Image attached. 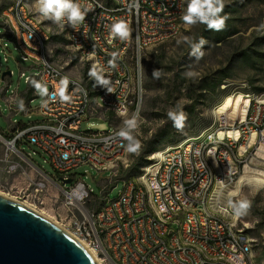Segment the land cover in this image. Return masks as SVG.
<instances>
[{
	"label": "built area",
	"instance_id": "built-area-1",
	"mask_svg": "<svg viewBox=\"0 0 264 264\" xmlns=\"http://www.w3.org/2000/svg\"><path fill=\"white\" fill-rule=\"evenodd\" d=\"M78 2L82 9H88L86 20L75 29L65 22L66 33L57 34H62L68 48L81 56H89V69L95 65L102 72L110 82V91L102 87L90 90L89 74L84 81L68 74L56 62H45V55L52 53L44 48V36L55 34L43 32V25L53 22L40 17L36 0H0V6L6 5L1 19L7 34L23 59L31 60L35 69L31 76L26 75V70L20 74L28 85L27 94L33 91V97H27L21 111L19 96H12L9 100L11 112L13 115L29 113L30 104L39 97L32 87L33 80L46 85L48 90L37 108L44 117L42 121L11 123L10 135L0 132V148L3 149L0 160L6 173H18L24 164L39 177L29 181L21 197L37 207L45 205L47 187L52 181L22 150L27 144L49 158L61 179L55 180V185L61 193V205L68 212V231L87 242V248L95 255L102 256L103 264H203V257L209 255L210 248H219V256H213L212 264H243L241 242H235L221 231V224L228 220L221 199L231 186V177L215 182L221 185V192L215 197L216 211L210 220L195 226L197 235L178 233L177 224L182 216H176V209L185 204L182 194L192 197V189H199L200 197L206 181H212L215 171L226 167H211V160L217 155L229 156L227 166H235V173L250 156L255 157L259 149L254 152L250 144L254 141L260 147L263 145L264 99H255L251 109L242 112L243 120H250L253 129L245 139L234 140L227 146L195 145L190 159L179 163V179L174 180V205H167L161 183L156 182V172L171 170V164L166 163L160 170L152 169L140 182L125 184L120 196L111 199L109 192L123 181V175L113 174V167L118 163H111L110 155L123 158L129 143L119 135L125 126L124 111H131V120L135 118L136 124L141 123L144 114L140 113V104L147 98V87L146 82L137 83V69H144L142 56L147 55L148 44L172 41V32L178 28L174 26V19L181 18L182 0H121L117 7H103L99 0ZM120 19L131 27L132 36L127 41H110V25ZM113 58L115 68L108 63ZM126 69L135 71L134 81H127ZM62 79L67 80L65 94L71 97L69 101H61L59 96ZM93 91H101V101L91 115H84L82 105ZM243 95L237 99L229 97L226 106L239 102ZM224 113L228 114L227 109ZM97 115L108 118L115 127L107 132L83 131V122ZM87 136H97L98 144H86ZM232 150H239V157H232ZM173 153L169 152V157ZM84 156H91V164H84ZM195 159H202V167H195ZM83 165L109 173L101 196H94L93 189L83 180L73 182L76 178L73 171ZM189 174H196V183H188ZM93 198H97L98 205L90 211L86 204ZM228 249H236L237 260H228Z\"/></svg>",
	"mask_w": 264,
	"mask_h": 264
},
{
	"label": "rangeland",
	"instance_id": "rangeland-1",
	"mask_svg": "<svg viewBox=\"0 0 264 264\" xmlns=\"http://www.w3.org/2000/svg\"><path fill=\"white\" fill-rule=\"evenodd\" d=\"M223 2L224 9L220 15L227 17L224 28L230 27V30L236 32L226 37L219 45L203 46L199 59L194 54L192 59H186L185 55L189 54L193 44L200 41L199 36L204 24L184 23L178 38L148 50L145 73L147 98L143 121L131 133L134 141L138 142V148L133 151L126 150L119 163L124 178L140 175L146 167L172 147L186 140L202 137L207 130L215 126L219 105L226 104L229 97L235 96L237 99L242 93L264 96V0ZM5 9L6 5L0 6V132L10 135L11 123L28 124L43 120L44 117L37 108L45 96L38 95L36 101L29 106V113L20 112L13 115L10 110L11 97L17 94L23 98L25 96L22 95L28 91L24 78H20L21 72L26 70V75L31 76L35 69L32 68L31 60L23 59L14 40L7 34L1 19ZM203 38L207 41L209 39L208 35ZM67 46L66 41H50L49 49L53 61L63 66L71 76L86 81L82 59L76 51ZM154 69L160 70L158 79L152 76ZM188 71L194 75L186 77L185 73ZM10 72L12 76L8 74ZM221 72L229 74L230 77L212 91L209 85ZM256 89L262 91L257 92ZM173 108L187 114L182 130L174 128L172 121L167 117L168 111ZM118 124L119 122L116 123ZM114 127L108 118L99 115L82 124L83 131L93 132H107ZM250 131L253 132V129ZM166 133L168 135L164 137L163 134ZM247 135H250L248 130ZM250 146L254 152L261 148L260 144L254 141ZM22 150L30 155L32 161L42 167L52 180L45 194V205L37 207L30 200L21 197V191L29 185V181L39 179L37 172L34 173L24 164L20 172L8 175L0 160V195L30 205L69 230L68 212L61 205V193L55 185V180H61L57 171L49 162V158L37 148L24 144ZM2 155L3 149L0 148V159ZM254 156H250L248 164L242 168L235 183L223 194L221 202L226 207H230V200L233 204L245 200L249 202L250 207L246 214L239 217L234 214L232 219L237 228L245 231L253 241V262L264 264V164L258 166L259 158L255 154ZM73 174L76 175L74 183L81 179L93 189L94 196H101L108 172H99L90 165H83L74 170ZM124 187L125 182L119 181L117 186L110 190L109 197L118 198ZM97 205V198H93L86 207L91 211Z\"/></svg>",
	"mask_w": 264,
	"mask_h": 264
},
{
	"label": "bare ground",
	"instance_id": "bare-ground-1",
	"mask_svg": "<svg viewBox=\"0 0 264 264\" xmlns=\"http://www.w3.org/2000/svg\"><path fill=\"white\" fill-rule=\"evenodd\" d=\"M99 1L100 5H102L103 7H117L118 1L121 0H112L109 5L105 4L102 0ZM186 2L187 0H182L181 15L186 10ZM174 26H178V28H176V30L172 32V40L178 38L182 33L183 21L181 20V18L174 19ZM43 32L48 34H55L44 36V48H46L47 53H52L49 49V42L51 41V38L53 36H58L62 38V34L57 33H66V26L61 27L54 23L43 25ZM165 43L168 42L150 43L147 45V52L150 48L160 46ZM79 56L82 59L84 66L88 67L89 56H81L80 54ZM146 56L147 55L142 56V63L144 64V69H137V83L146 82ZM45 62L55 63L52 59V55H45ZM126 78L127 81H134L135 71L133 69H126ZM90 79V90H99V86H96L95 80L91 77ZM22 96L25 97H19V99L22 98L24 102H26L27 93L23 94ZM258 98H264L263 94L257 95L254 93H244L242 99H240V101L237 103L229 104L228 106H226L225 103L219 105L215 120L216 126L211 127L208 131L205 132L202 137L198 139H189L184 141L180 145L172 147L170 150L161 154L148 167H146L140 175L128 178L123 177V181L125 182V184H133L140 182L141 180L146 178V176L150 173L152 169L160 170L162 167H165V163L171 164V170H167L165 172H156V182L161 183V190L163 192V196L166 197L167 205H174V180L179 179V163L185 162L186 160L190 159V156H192V153L195 151V145L227 146L230 145L231 142H233L234 140L245 139L247 130L250 131L251 129V121L243 120L242 112L251 109L255 99ZM100 101L101 91H93L92 93H90L89 98H85V105H82V114L91 115L92 109H96L97 102ZM145 103L146 99H142L140 104V113H144ZM226 109L228 113L227 115L224 113ZM128 120H131V111H124V121ZM141 123L135 124V127L132 128L131 133H133V131L136 130L141 125ZM86 144H98V137L87 136ZM169 152L175 153H173L172 157H169ZM255 155L259 158H256L258 160V166H262L264 164V134L263 145L259 149V152ZM232 157H239V150H232ZM121 160L122 155H110V162L118 163L117 165H115V167H113V174L115 175H123L119 166ZM228 163L229 156L217 155L211 160V167H226L216 170L215 173L212 175V181H206L200 193V197L199 189H192V197L191 194H182V201L185 204L181 205V207L176 209V216H182L177 224L178 233L197 235V228L195 226L199 223L207 222L208 220H210L211 215H214V211H216L215 197L219 192H221V185L215 184V182H224L225 180L231 177V185H233L241 174L242 168L248 164V162H244L243 164H241L235 173V166H227ZM84 164H91V156H84ZM195 167H202V159H195ZM105 180H109V173L108 178ZM188 183H196V174L188 175ZM1 196L8 198L4 195ZM16 202L22 204L28 209L35 211L40 216L49 220L57 227L61 228L63 231L71 235L67 229L62 227L58 222L46 216L44 213L33 209L30 205L26 203L20 201ZM198 205L199 208H194ZM225 210H227L228 220H225V222L221 224V231H223L224 234H227L230 238L234 239L235 242H241V257L243 264H254L252 239L245 231L237 228L235 222L232 219V215H234L233 210L230 207L226 206ZM75 239L87 248V242H82L77 238ZM89 251L95 257L96 261L99 264H103L102 256H97L91 250ZM213 256H219V248H210L209 255L203 257V264H212ZM228 260H237L236 249H228Z\"/></svg>",
	"mask_w": 264,
	"mask_h": 264
},
{
	"label": "clouds",
	"instance_id": "clouds-1",
	"mask_svg": "<svg viewBox=\"0 0 264 264\" xmlns=\"http://www.w3.org/2000/svg\"><path fill=\"white\" fill-rule=\"evenodd\" d=\"M36 7L40 17L44 20L52 21L54 24L63 27L65 22L69 27L75 29L78 25L86 20V14L88 9H82L78 0H36ZM224 2L223 0H187V8L181 15V20L187 25L204 24L208 31H221L225 26L226 16H221L223 12ZM132 36V29L123 19L117 20L110 25L109 39H119L121 41H127ZM187 39V38H186ZM208 41L203 37L197 44H193V54L197 59L202 55L201 49ZM109 66L115 68V58L109 60ZM160 70L154 69L153 78H159ZM194 74L191 71L185 73L186 77H192ZM89 76L96 82V86L102 87L107 91L109 80L105 79L102 72L97 69L95 65L89 70ZM32 87L36 93L40 96H47V86L33 80L31 82ZM67 80L62 79L60 81L59 96L61 101H69L70 96L65 94ZM19 109L24 110V100L19 99ZM167 117L172 121L173 127L178 131L182 130L187 120V114L182 110L175 108L170 109L167 113ZM135 118L133 120L125 121V126L121 129L119 135L129 140V145L126 150L133 151L138 148V142L134 141L131 136V130L135 127ZM229 206L232 208L235 216L239 217L246 214L250 204L248 201H241L233 204L230 200Z\"/></svg>",
	"mask_w": 264,
	"mask_h": 264
},
{
	"label": "water",
	"instance_id": "water-1",
	"mask_svg": "<svg viewBox=\"0 0 264 264\" xmlns=\"http://www.w3.org/2000/svg\"><path fill=\"white\" fill-rule=\"evenodd\" d=\"M0 264L99 263L84 245L61 228L0 195Z\"/></svg>",
	"mask_w": 264,
	"mask_h": 264
},
{
	"label": "trees",
	"instance_id": "trees-1",
	"mask_svg": "<svg viewBox=\"0 0 264 264\" xmlns=\"http://www.w3.org/2000/svg\"><path fill=\"white\" fill-rule=\"evenodd\" d=\"M105 4L109 5L111 3L112 0H102ZM184 24V22H183ZM236 31L234 30H230V27H225L223 28V30L221 31H208L206 26L204 25L203 27V30L199 36V39L202 38L203 36H206L208 35V43L205 44L204 46L206 47H209L210 45H219L221 44L226 37L228 36H231L233 34H235ZM53 40L55 42H61V41H65L64 39H62L61 37H53ZM199 41H197L198 43ZM192 54H193V47L191 49V51L189 52L188 55H185L186 56V59H192ZM182 58H185V57H182ZM189 63V61L187 62ZM230 75L227 74V73H223L221 72L220 73V76H216V78L213 80V82L210 83L209 87L212 91H215L220 83H222L223 81H225L227 78H229ZM257 92H261L262 90L261 89H256ZM27 97L28 99H31L33 97V91H30L28 94H27ZM164 137L168 135V133L166 134H163Z\"/></svg>",
	"mask_w": 264,
	"mask_h": 264
},
{
	"label": "crops",
	"instance_id": "crops-1",
	"mask_svg": "<svg viewBox=\"0 0 264 264\" xmlns=\"http://www.w3.org/2000/svg\"><path fill=\"white\" fill-rule=\"evenodd\" d=\"M53 37H55V36H53ZM53 37L51 38V41L53 40ZM56 37H58V36H56ZM60 38V37H59ZM59 43V42H58ZM49 45H50V42H49ZM89 68L88 67H86L85 66V68H84V74H85V77L89 74ZM4 134H6V133H4ZM6 135H8V134H6ZM33 172H34V170L29 166V165H27ZM35 173V172H34ZM253 252H254V250H253ZM254 263V262H253ZM255 264V263H254Z\"/></svg>",
	"mask_w": 264,
	"mask_h": 264
}]
</instances>
